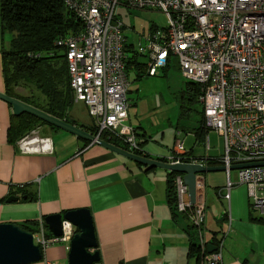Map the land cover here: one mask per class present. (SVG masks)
<instances>
[{
	"label": "built area",
	"instance_id": "2783aa9c",
	"mask_svg": "<svg viewBox=\"0 0 264 264\" xmlns=\"http://www.w3.org/2000/svg\"><path fill=\"white\" fill-rule=\"evenodd\" d=\"M64 1L85 27L59 38L57 44L65 49L75 101L87 106L98 128L94 135L101 138L106 132L121 139L129 151L149 153L141 147L136 130L128 123L129 52L125 25L117 13L118 6L124 3L136 10L167 15L168 26L155 25L137 48L148 58L146 75H156L176 56L183 75L200 84L205 126L224 137L222 161L227 171L232 164L264 161V0ZM46 140L34 137L20 145L31 151L51 150ZM40 141L41 145L31 147ZM187 151L185 141L178 135L167 162H187L182 160ZM200 174L195 203L189 200L183 174L175 176L177 210L187 214L198 229L200 264H223L225 236L212 253L208 251L205 185ZM238 174L240 183L249 187L252 208L264 217V165L240 168ZM230 186L229 182L227 199ZM75 232V226L64 220L61 236H47L42 220L34 234L44 249L59 241L70 248Z\"/></svg>",
	"mask_w": 264,
	"mask_h": 264
},
{
	"label": "crops",
	"instance_id": "0c3cea01",
	"mask_svg": "<svg viewBox=\"0 0 264 264\" xmlns=\"http://www.w3.org/2000/svg\"><path fill=\"white\" fill-rule=\"evenodd\" d=\"M131 29L136 30L134 26ZM147 33L148 30H143L141 35ZM10 38L9 34H2L0 16V92H6L3 48L8 46ZM126 38L127 44L136 48L127 35ZM141 57L148 61L146 56ZM129 71L128 123L136 130L144 150L155 158L167 159L174 148H165L162 139L155 137L153 126L145 125L139 111L135 114L136 120L131 117L129 100L132 99L137 107L140 104V98L129 96L133 92L132 82L141 79L145 70L131 64ZM13 114L12 105L0 98V224H28L38 232L43 220L46 233L50 235L45 221L47 215L88 208L98 241L97 248L91 250H99L101 256L95 264L201 263L197 254L191 252V240L195 235L191 221L185 213L177 211L174 214L171 209L169 170L162 168V172L160 167L143 165L97 143H86L87 140L73 133L66 134L62 129L53 131L49 126L50 131L40 128L51 150H25L19 141L14 143L9 139ZM74 119L78 124L90 125ZM152 125L158 126L153 120ZM193 132L196 143L186 147L188 155L209 166L223 165L224 154L210 151L209 129L197 133L194 127ZM181 134L178 131L174 136ZM41 143L43 141L33 143L31 147ZM196 144L202 145L203 151ZM209 160L215 163L208 164ZM200 178L205 185L208 241L211 243L225 236L223 264H264V221H259L264 217L252 208L249 187L240 183L238 169L206 172L200 174ZM229 182L230 198L227 199ZM208 193L212 195L211 203ZM10 196L18 199L8 201ZM208 206L214 207L211 208V226L207 222ZM42 250V259L28 264H70V248L66 242H55Z\"/></svg>",
	"mask_w": 264,
	"mask_h": 264
},
{
	"label": "trees",
	"instance_id": "16d2710c",
	"mask_svg": "<svg viewBox=\"0 0 264 264\" xmlns=\"http://www.w3.org/2000/svg\"><path fill=\"white\" fill-rule=\"evenodd\" d=\"M0 16L2 34L11 36L8 46L3 48L5 93L72 124L84 126L88 131L96 134L98 128L94 122L90 125L78 124L70 116V110L75 103V95L70 87L65 49L57 44L59 38L83 30L85 25L82 20L68 8L64 0H1ZM153 27L155 26L152 25L151 28ZM133 46L126 44L127 52H129L127 71L129 72L131 64H135L138 68L145 70V76L147 62L139 59L146 55L139 53ZM22 87H32L34 90L25 93L20 90ZM186 91L189 94L187 99L190 103L200 102V84L188 80ZM182 107L181 105V115L183 116L185 110ZM189 110H192L191 107ZM201 114L200 124L196 126L197 133H200V130L204 128L207 129L204 109ZM41 124L49 126L53 131L61 130L30 113L13 114L9 139L15 143ZM101 138L127 149L126 144H120L116 137H110L106 132L101 134ZM88 142L86 141V143ZM188 152L182 155L183 161L197 160V158L189 156ZM138 153L154 159L168 160L165 157L155 158L149 153ZM207 163L212 164L215 161L209 160ZM178 174L183 173L170 171L168 178V200L174 214H177L178 211L174 183V178ZM259 221H264V219L260 218ZM21 226L33 233L38 230L28 224ZM191 226L195 229V235L191 240V252L197 254L200 260L202 253L197 228L192 223ZM46 235L51 236L48 233ZM208 242L210 243V241ZM218 242L219 240L211 243L216 245Z\"/></svg>",
	"mask_w": 264,
	"mask_h": 264
},
{
	"label": "rangeland",
	"instance_id": "374dc122",
	"mask_svg": "<svg viewBox=\"0 0 264 264\" xmlns=\"http://www.w3.org/2000/svg\"><path fill=\"white\" fill-rule=\"evenodd\" d=\"M117 13L118 18H120L123 24L126 25L124 27L125 35L130 38L136 48L139 47L140 41L144 38V35H141L143 30H148L149 33L152 25L166 27L169 24L168 17L163 12L136 10L127 7L124 3L118 6ZM133 26L136 30L131 29ZM141 61L147 62L145 57H141ZM133 78L134 74L131 75L132 80ZM187 81L188 79L183 75L182 70L180 69L177 57L172 56L170 64L166 69L159 68L156 75H146L141 79L133 80L132 82L133 92L129 93V96L140 98V104L139 107H137L135 104H132V99L129 100V103H131V117L135 119V114L139 111L145 125L149 127L153 126V131L157 134L155 137L162 139L163 143L166 145V149L171 147L174 148L177 138V136L175 137L174 135L177 134L178 131L182 133L180 137L185 141L186 147L194 146L196 143L193 128L200 124V120L202 119L201 111L204 108L201 102H196V104H194L192 102L190 103L187 99L189 97V94L186 91ZM20 90L29 93L34 89L32 87H22ZM181 105L185 110L183 116L181 115ZM190 107L192 109L191 111L189 110ZM70 116L73 119L75 117L81 123L93 124V118L88 114V110L83 102L74 103L70 110ZM152 120L154 122L156 121L158 125L156 128L152 125ZM40 127H44L46 131H50L48 126L41 124L39 127L25 134L18 141L23 142L34 137L46 138L42 136L44 132ZM163 131H165V134ZM61 132L71 134L66 130H61ZM208 135L211 138V153H217L218 155L224 154V137L220 136L218 132L212 129H209ZM196 147L203 151L202 145L196 144ZM159 170L164 172V169L162 168H159ZM211 196L212 195L208 193L207 199L209 203H211ZM211 208L214 207L208 206L209 215L207 217V222H209L210 226L212 225L210 217L212 212ZM196 230L198 233V229Z\"/></svg>",
	"mask_w": 264,
	"mask_h": 264
},
{
	"label": "water",
	"instance_id": "95a60500",
	"mask_svg": "<svg viewBox=\"0 0 264 264\" xmlns=\"http://www.w3.org/2000/svg\"><path fill=\"white\" fill-rule=\"evenodd\" d=\"M0 98L5 100L13 107L15 115L22 113H30L62 130H66L75 134L91 143L102 145L118 154L130 158L138 163L150 167H160L169 171L183 173L185 184L189 189V200L191 203L196 202L197 198V179L198 174L227 171L226 165L209 166L199 162H177L171 163L160 159L146 157L119 145L111 143L103 138L97 137L84 128L72 124L64 119L56 117L40 108L32 106L18 98L11 97L5 92H0ZM264 165V161L248 162L232 164L230 171ZM17 196H10L8 201L17 200ZM68 220L77 227L71 239L69 251L70 264H95L101 260L99 250H91L97 248L98 241L96 237L93 216L88 208H79L69 210L65 214L56 213L45 217L51 236H61L63 234V221ZM216 249V245L209 244L208 251L212 253ZM43 257L42 247L36 242L35 234L25 227L16 223L0 224V264H28L38 262Z\"/></svg>",
	"mask_w": 264,
	"mask_h": 264
}]
</instances>
